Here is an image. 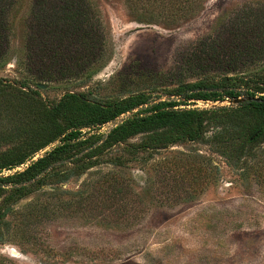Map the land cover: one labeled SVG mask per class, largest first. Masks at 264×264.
<instances>
[{
	"label": "trees",
	"instance_id": "16d2710c",
	"mask_svg": "<svg viewBox=\"0 0 264 264\" xmlns=\"http://www.w3.org/2000/svg\"><path fill=\"white\" fill-rule=\"evenodd\" d=\"M207 1L125 0L135 19L164 26L196 17ZM143 8L146 14L137 12ZM236 16L226 24L217 18L188 45L181 58L184 69L203 76L180 82L171 90L174 98L137 91L96 101L72 90L50 99L43 97L39 83L50 88L48 82L62 79L74 87L87 85L110 54L97 3L0 0V72L12 61L18 72L14 78L0 75V198L5 206L46 185L55 190L89 171L92 189L85 200L109 207L108 214L98 217L107 224L129 222L146 209L123 170L130 162L153 159L160 181L183 201L195 197L198 175H206L211 165L205 158L191 163L189 154L158 159L154 154L192 141L209 143L233 165L254 156V147L264 142V68L252 73L240 69L264 55V1L247 3ZM239 97L244 100L234 108L191 107L193 100ZM126 113L108 132L93 131ZM25 164L13 174H1ZM186 189L188 195L181 196ZM134 208L139 212L132 216ZM2 214L0 208V223L6 224Z\"/></svg>",
	"mask_w": 264,
	"mask_h": 264
},
{
	"label": "rangeland",
	"instance_id": "374dc122",
	"mask_svg": "<svg viewBox=\"0 0 264 264\" xmlns=\"http://www.w3.org/2000/svg\"><path fill=\"white\" fill-rule=\"evenodd\" d=\"M256 1L208 0L196 17L164 26L135 19L125 0H95L109 42L110 54L104 65L87 85L74 87L54 79L48 82L50 88L40 91L50 99L72 90L84 91L96 101L137 91L149 92L153 98H174L171 90L180 82L203 76L184 69L181 58L188 45L205 35L217 18L222 17L221 24L236 20L238 10ZM137 12L146 14L147 8ZM247 66L240 72L261 71L264 55L259 63ZM0 75L16 77L15 63L8 64ZM243 100L200 99L193 100L191 107L234 108ZM128 115L93 131L106 133ZM253 151L254 156L237 165L213 151L209 143L189 141L154 154L157 159L189 154L191 163L205 158L211 165L206 175H198L200 184L193 185L196 191L192 192L195 197L183 201L160 181L153 159L130 162L123 170L146 209L140 217L119 224H107L98 217L108 214L109 207H96V202L85 200L92 189L87 183L92 177L89 171L54 186L55 190L43 186L7 206L1 197L6 224L0 223V264H264V142ZM26 165L1 174H13ZM189 191L179 193L187 196ZM51 192L55 196H50ZM135 212L139 210L134 208L132 216Z\"/></svg>",
	"mask_w": 264,
	"mask_h": 264
},
{
	"label": "water",
	"instance_id": "95a60500",
	"mask_svg": "<svg viewBox=\"0 0 264 264\" xmlns=\"http://www.w3.org/2000/svg\"><path fill=\"white\" fill-rule=\"evenodd\" d=\"M224 80H227V77H225ZM38 86H39L40 88H42V89H44V88L46 87L45 83H39ZM237 101H238V100H237ZM36 158H37V157H36ZM17 168H19V167H17ZM17 168H15V169H17Z\"/></svg>",
	"mask_w": 264,
	"mask_h": 264
},
{
	"label": "built area",
	"instance_id": "2783aa9c",
	"mask_svg": "<svg viewBox=\"0 0 264 264\" xmlns=\"http://www.w3.org/2000/svg\"><path fill=\"white\" fill-rule=\"evenodd\" d=\"M10 170V169H9Z\"/></svg>",
	"mask_w": 264,
	"mask_h": 264
}]
</instances>
